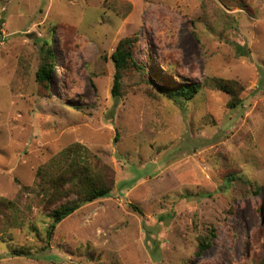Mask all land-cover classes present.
Returning <instances> with one entry per match:
<instances>
[{
    "label": "rangeland",
    "instance_id": "obj_1",
    "mask_svg": "<svg viewBox=\"0 0 264 264\" xmlns=\"http://www.w3.org/2000/svg\"><path fill=\"white\" fill-rule=\"evenodd\" d=\"M125 37L143 70L114 99ZM213 78L236 81L241 104ZM183 83L202 86L183 104L157 90ZM75 142L114 185L47 238L35 172ZM0 198L14 215L0 264H262L264 0H0Z\"/></svg>",
    "mask_w": 264,
    "mask_h": 264
},
{
    "label": "trees",
    "instance_id": "obj_2",
    "mask_svg": "<svg viewBox=\"0 0 264 264\" xmlns=\"http://www.w3.org/2000/svg\"><path fill=\"white\" fill-rule=\"evenodd\" d=\"M134 40H136L134 37L121 39L111 54L115 70L111 88V96L114 99L120 96L124 74L130 69L143 70L133 58ZM40 59L36 79L46 92L54 67L50 39L43 40ZM212 81L217 89L231 95L229 107L241 104L238 95L242 88L236 81L222 78H213ZM201 87L200 83H183L173 87H160L157 90L169 100L183 104L190 101ZM113 185L114 177L110 166L95 154H90L85 146L78 142L65 147L48 162L38 167L35 172L34 187L38 204L47 210V215L51 219L47 228V238L51 237L56 224L82 206L109 197ZM12 209L11 201L0 198V216L4 218V222L14 221ZM209 241L200 242L198 254L209 245Z\"/></svg>",
    "mask_w": 264,
    "mask_h": 264
}]
</instances>
